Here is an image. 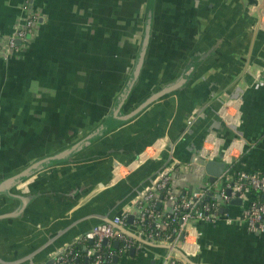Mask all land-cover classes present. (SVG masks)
I'll return each mask as SVG.
<instances>
[{"label": "crops", "instance_id": "0c3cea01", "mask_svg": "<svg viewBox=\"0 0 264 264\" xmlns=\"http://www.w3.org/2000/svg\"><path fill=\"white\" fill-rule=\"evenodd\" d=\"M24 1L0 0V41L23 21ZM256 1L157 0L149 59L133 101L174 79L200 38L205 45L199 53L211 46L214 51L199 61L189 86L152 105L145 119L123 127L128 129L121 135L119 130L110 132L111 139L101 148L109 155L116 151L127 155L124 148L130 151L136 141L162 135L165 125L170 141L183 136L179 154L189 159L204 133L225 137L223 146L233 136L216 110L223 99L236 98L240 115L235 132L245 147L235 150L232 168L263 171L264 86L256 82V75L264 65V30L256 26ZM30 2L39 13L34 38L17 53L0 54V264H47L61 247L91 227L89 217L107 203L105 197L86 203L103 190L95 188L71 211L65 210L70 192L109 177L103 167L109 155L92 157L96 143H84V150L52 171L38 172L32 183L6 181L97 131L133 66L146 0ZM234 104L228 111L237 115ZM170 174L178 191L201 186L200 178L184 169ZM130 185L125 182L119 193ZM24 195L29 199L23 200ZM133 204L121 210L130 211L123 229L128 241H112H120L118 264H161L168 250L137 233L135 217L129 221ZM160 207L169 210L170 202L165 200ZM241 209L232 205L230 212L236 216ZM191 229L199 233L190 236L191 241L202 239L191 264H264V233L222 219L196 221ZM85 256L88 262L87 250Z\"/></svg>", "mask_w": 264, "mask_h": 264}, {"label": "water", "instance_id": "95a60500", "mask_svg": "<svg viewBox=\"0 0 264 264\" xmlns=\"http://www.w3.org/2000/svg\"><path fill=\"white\" fill-rule=\"evenodd\" d=\"M156 2L157 0H146L139 47L135 56L133 66L129 72L127 81L123 89L115 97L113 107L111 108L107 116L103 120H101L97 131H94L90 135L84 136L81 140L77 141V143L71 144L61 151L36 160L29 167L25 168L23 172L7 180V184L18 181L21 182V180H23V182L30 181V183H32L34 181V176L38 172L45 171V169L48 168L51 169L50 171H52L53 167L58 168L59 164L71 160L76 151L77 153H79V151L84 150L85 147L90 146V144L96 143V148L92 154L93 158H104L105 156H108L109 153L106 152L107 149H102L101 147L105 145L107 140L111 139L110 136H107L110 132L113 133L119 130V132H117V135H121L124 129H128H123V127H127V125L133 121L145 119L146 115L150 114L149 109L152 107V105L160 102L161 100H164L165 98L173 94H176L177 90L186 88L187 86H189L190 82L194 80V78H196L195 75L198 72L195 71V68L200 64L199 61H201V59L203 58H207L214 51V47L211 46L208 49L205 48L206 50H203L205 52L199 53L201 47L205 45L201 42V38L199 39L198 44L194 46L195 49L190 52L189 58H187V61H185L178 75L174 79L152 87L149 92L140 100L133 101V96L134 94H137L139 83L149 59L156 20ZM253 6L258 12V20L256 21V26L258 27V29L260 27L264 30V0H257ZM203 34H205V32H203ZM217 39L219 38L217 37ZM217 39L215 38V41H217ZM235 99L236 98L223 99L222 101L220 100L221 102L216 110V113L221 119L222 123L227 127L229 125H227L221 115L225 112L228 106H232L235 103ZM128 102L130 105L128 108H126V104ZM230 128L233 136L224 146L221 147L219 158L213 160L205 161L200 153L206 137L209 134H214V131H211L214 133H204L198 138L197 143L194 145L195 151L193 152V154H191L192 156L187 159L183 158L179 154V141L183 136H180L177 141H170V138L166 136V134H164L165 125H161L162 135H158L146 141L144 140L142 141V143L140 141H136V146H134V148H131L130 151H127V148H124L123 152L127 153V155L122 156V151H116L118 153H111L106 162L103 163V167H105L110 172L108 179L105 181H100L98 183H88L83 186L82 190L78 193L77 191L70 192L69 196L67 197V200L69 201L67 202V205L65 207V210L67 212L71 211L73 207L77 205V201L79 199L87 197L95 190V188H103L102 192L90 199L89 202H86L89 205L91 203L98 202L101 197H105L108 201L106 204H104L103 210L98 211L99 213L95 212L93 216H90L89 218L92 219L91 227L86 229L78 236L76 235L75 238L71 241L72 243L69 242L61 247L60 251L56 255H54L53 258H51L47 262V264H52L56 260L55 257H57L58 254H60L67 246L77 241V239L82 238L94 226L103 223H113L114 217L122 213L121 210L125 208V205L127 203L138 199L143 194V192L148 187L153 186L161 176L168 174L174 169H178L182 164L195 162L204 165L205 172L209 176V181L214 182L223 173L224 169L230 166L229 163H226L222 160L226 147L231 142L240 139L241 137L235 132L237 130L235 126H230ZM214 135L225 140V137L219 136L217 134ZM99 141H101V143H97ZM86 142H88V144L84 146V143ZM137 142L140 143L137 144ZM157 143H159V145L157 146L158 148H156L151 154L144 157L147 149L150 147H155ZM88 159L90 158L82 157L81 160L86 161ZM121 168H127L128 172L124 175L121 174ZM125 182H130L131 184L128 191L119 193L120 187L124 185ZM9 194L12 195V193L10 192ZM26 197L29 199L28 196L24 195L23 200H25ZM242 203L243 200L240 198L231 200L232 205H241ZM228 210L229 208H221L220 213H224ZM133 218L134 215H129L130 222L133 220ZM115 226L121 230L125 229V227L122 225ZM142 236L145 239L147 238L144 235ZM146 240L152 243H156L155 241L148 238ZM91 242L93 241L91 240ZM107 243V239H104L103 245H106ZM119 244L120 241L115 242L116 247L119 246ZM156 244H162L167 250L171 249L173 254L180 257L185 262V264H191L193 260H195L194 256H196V254L191 255L180 246L171 247L168 244ZM197 244L199 245V247L202 246L201 236L198 238ZM112 261L114 264H118L119 255L115 254L112 258Z\"/></svg>", "mask_w": 264, "mask_h": 264}, {"label": "built area", "instance_id": "2783aa9c", "mask_svg": "<svg viewBox=\"0 0 264 264\" xmlns=\"http://www.w3.org/2000/svg\"><path fill=\"white\" fill-rule=\"evenodd\" d=\"M23 10L25 11L23 21L17 24L10 35L0 41L1 55L19 52L29 45L36 34L39 13L34 9L30 0L23 2ZM256 82L264 86V67L258 71ZM234 105L237 115L230 113L228 109L231 106H228L221 116L229 126L237 128L240 104ZM223 144V138L209 134L200 154L205 161L217 159ZM244 147L245 142L243 140H234L226 147L222 160L229 163L230 166L224 169L214 182L209 181L204 165L195 162L180 165L178 169H184L200 178L201 186L199 188L190 191H178L176 187H173L170 173L178 169L161 176L153 186L148 187L134 201L135 219L133 226L137 232L156 243L168 244L171 247L180 245L191 255H194L199 248L195 239L194 241L190 240L192 235L199 236L198 231L191 229L192 223L196 221L208 223L222 219L228 223L243 224L250 232L264 233V170L258 172L235 171L232 168L235 150L239 149L242 152ZM127 172V168H121V174L124 175ZM235 198L243 200L241 212L236 216L230 212L231 200ZM165 200L170 202L171 206L166 211L160 207ZM221 208H229V210L220 213ZM129 213V210L123 211L114 217L113 223L94 226L81 238L84 241H93V246L86 249L89 257L95 255L92 264H103L99 251L104 239H107L108 246L115 239L128 241L123 230L115 225L124 226ZM175 223L177 226H173ZM76 244L77 241L67 246L55 257L56 260L53 264L68 261L73 252V246ZM161 264H185V262L173 254L170 249Z\"/></svg>", "mask_w": 264, "mask_h": 264}, {"label": "trees", "instance_id": "16d2710c", "mask_svg": "<svg viewBox=\"0 0 264 264\" xmlns=\"http://www.w3.org/2000/svg\"><path fill=\"white\" fill-rule=\"evenodd\" d=\"M173 226H177V224L175 223L173 224ZM92 246L93 243L89 240L83 241L81 243H77L76 245L73 246V252L69 256L68 261L63 262L61 264H90L95 259V255L91 256L88 259V262L86 261L85 255H86V249L91 248ZM119 248L120 247H116L113 242H111L109 246L108 244L102 245L100 247L99 253L102 257L103 264H112L113 255L119 252ZM111 253L113 254L111 255Z\"/></svg>", "mask_w": 264, "mask_h": 264}, {"label": "bare ground", "instance_id": "6f19581e", "mask_svg": "<svg viewBox=\"0 0 264 264\" xmlns=\"http://www.w3.org/2000/svg\"><path fill=\"white\" fill-rule=\"evenodd\" d=\"M236 103V102H235ZM233 107V106H232ZM231 108V107H230ZM230 108H229V110H230ZM235 109V108H234ZM159 145V143H157V145L155 146V147H150V148H148L147 149V152L145 153V155H144V157H146L147 155H149V154H151L152 152H154V150L156 149V148H158L157 146ZM84 258V257H83Z\"/></svg>", "mask_w": 264, "mask_h": 264}]
</instances>
